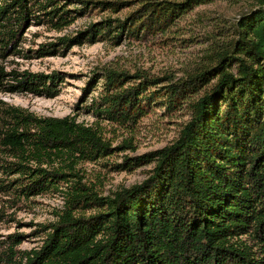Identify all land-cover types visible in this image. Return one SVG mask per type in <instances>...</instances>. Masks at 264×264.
Here are the masks:
<instances>
[{"label":"trees","instance_id":"trees-1","mask_svg":"<svg viewBox=\"0 0 264 264\" xmlns=\"http://www.w3.org/2000/svg\"><path fill=\"white\" fill-rule=\"evenodd\" d=\"M75 1L79 9L59 0H2L0 56L29 17L62 29L93 8L116 13L133 7L122 18L60 39L66 46L119 44L165 33L193 7L212 0ZM254 2L232 25L231 39L209 49L207 62L179 82L110 69L93 74L90 88L98 75L102 88L86 109L120 126L136 125L152 104L170 113L190 108L173 142L114 165L132 170L153 163L142 182L113 196H98L77 168L119 148L96 128L70 115L2 109L0 152L12 161L0 158V168L20 175L9 180L15 192L27 197L67 186L64 212L42 246L19 260L11 254V264H264V0ZM50 46L43 53L56 51ZM61 80L57 73H25L13 88L53 97Z\"/></svg>","mask_w":264,"mask_h":264},{"label":"rangeland","instance_id":"rangeland-1","mask_svg":"<svg viewBox=\"0 0 264 264\" xmlns=\"http://www.w3.org/2000/svg\"><path fill=\"white\" fill-rule=\"evenodd\" d=\"M58 3L66 4L65 8L79 9L82 6L75 0L71 3L59 0ZM254 4V0H212L193 7L165 33L141 39L124 38L119 44L103 40L72 42L66 46L60 39L74 37L87 30L90 24L106 18H122L133 7L116 13L93 8L77 13L62 29L29 17L18 31L19 37L13 47L0 56V113L4 108L14 106L37 116L70 115L76 121L96 128L112 148H119L95 161H82L77 168L82 182L92 187L98 196H113L121 189L142 182L153 163H143L132 170H119L114 165L122 163L124 157L139 156L173 142L190 118V108L183 105L170 113L163 105L152 104L136 125L120 126L86 109L102 88L100 75L95 87L90 88L93 74L110 69L129 75L165 77V83L179 82L207 62L205 54L209 49L231 39L232 25ZM51 8L49 6L47 10ZM48 44L56 51L43 53ZM25 73L45 77L57 73L62 80L56 83V95L47 97L27 90L17 91L13 86ZM135 80L141 78L135 77ZM0 158L12 161L2 152ZM18 177V173L8 174L0 168V264H11V254L13 260H19L24 252L38 250L66 205V183L57 190L25 197L19 196L13 189L15 185L9 181ZM13 235H17L16 240L10 237Z\"/></svg>","mask_w":264,"mask_h":264}]
</instances>
